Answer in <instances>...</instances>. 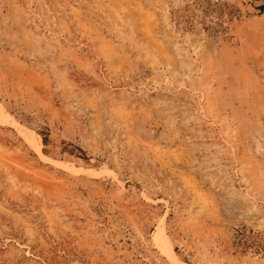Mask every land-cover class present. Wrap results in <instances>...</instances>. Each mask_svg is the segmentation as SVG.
<instances>
[{
    "label": "rangeland",
    "instance_id": "obj_1",
    "mask_svg": "<svg viewBox=\"0 0 264 264\" xmlns=\"http://www.w3.org/2000/svg\"><path fill=\"white\" fill-rule=\"evenodd\" d=\"M258 0H0V264H264Z\"/></svg>",
    "mask_w": 264,
    "mask_h": 264
},
{
    "label": "trees",
    "instance_id": "obj_2",
    "mask_svg": "<svg viewBox=\"0 0 264 264\" xmlns=\"http://www.w3.org/2000/svg\"><path fill=\"white\" fill-rule=\"evenodd\" d=\"M261 2V4L259 6L256 7V9L259 11V13H263L264 12V0H258Z\"/></svg>",
    "mask_w": 264,
    "mask_h": 264
}]
</instances>
